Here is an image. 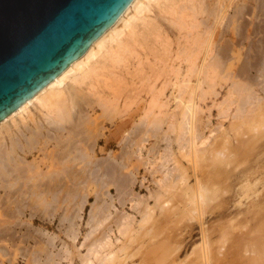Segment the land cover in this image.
Here are the masks:
<instances>
[{"label":"bare ground","instance_id":"obj_1","mask_svg":"<svg viewBox=\"0 0 264 264\" xmlns=\"http://www.w3.org/2000/svg\"><path fill=\"white\" fill-rule=\"evenodd\" d=\"M146 1L149 0H134L101 41L89 45L77 63L68 64L66 73L52 78L46 91L34 95L0 123V264H17L18 256L26 264H73L75 252L80 264H125L136 255L139 264H211V261L215 264L224 259L220 256L227 243L233 249L232 255L246 257V264H264V204L255 230L247 229L246 223L245 227H239L237 218L220 220L210 229H199L200 243L176 261L182 229L193 220L200 224L206 214L213 213L216 204L223 205L229 172L264 145V98H257L248 67L234 69L231 62L240 57L237 44L242 36L241 19L251 15L253 21L256 12L264 16V0H198L196 6L171 3L170 20L164 19L170 25L167 29L171 34L176 29L177 35L182 34L184 39L176 41L175 50L171 44L165 43V48L156 45L158 36L154 35L152 22L136 17ZM138 20L146 31L136 30L133 23ZM153 35L156 43L148 42L146 37ZM130 59L135 61V70L144 72L145 77L142 73L139 79L147 84L132 96L125 95L123 103H133L134 107L125 105L118 112L116 103L126 83L116 71ZM145 66L149 67L147 71ZM257 72L264 82V62ZM221 76L231 81L230 99L224 103H233L236 108L230 127L236 141L234 148L225 130L210 141L204 136L209 121L204 122L203 110L197 104L214 92L213 79ZM157 81L162 84L159 89ZM101 84L111 92V102L97 93ZM81 86L87 89L82 90ZM262 87L260 90H264V84ZM144 89L149 97L145 104L139 105ZM95 96L98 99L93 100ZM95 108L119 114L114 121L109 114L113 130L108 136L101 132V126L99 133L91 134L96 125L93 130L89 128L92 122L86 114ZM227 108L228 105L225 111ZM218 113L221 117L227 114L221 110ZM204 123L207 125L203 126ZM100 139L103 145L97 150ZM41 144L53 146L45 155L48 157L44 168L26 158ZM114 147L118 153L107 152ZM177 155L187 161L193 175ZM131 158L137 163L133 165L132 161V167L128 165ZM171 161L174 166L168 170ZM139 166L145 173L137 181ZM146 177L155 188L144 185L148 182ZM141 188L147 190L146 196L136 192ZM113 189L116 198L111 196ZM90 197L94 199L91 204ZM127 204L140 218L137 229L133 216L118 211H123ZM85 206L90 211L84 222L87 231L79 245L85 253L80 254V247L74 243L81 231L78 221ZM34 219L53 225L57 235L33 228ZM247 219L244 217L245 222ZM211 234L217 236L213 256ZM123 237H127L125 242L120 239ZM65 238L72 247L66 245ZM134 243L140 246L133 252L129 245Z\"/></svg>","mask_w":264,"mask_h":264},{"label":"rangeland","instance_id":"obj_2","mask_svg":"<svg viewBox=\"0 0 264 264\" xmlns=\"http://www.w3.org/2000/svg\"><path fill=\"white\" fill-rule=\"evenodd\" d=\"M153 1H155V2H153ZM196 2H197V5H198V2H199L198 0H193V2H189L187 0H149V1L145 2L146 4H145V6H143L144 8L142 7L136 13V17L138 19L139 18L142 19V21L144 20V21H147L149 23L152 22L151 25L156 30V33L154 35L158 36V39H156V40H158L156 45L159 44L160 48H165V47H167L166 45H164L165 43L171 44V47L175 50L176 46H177V45H175L176 41L179 40L180 42H184V39H183V35L182 34H179V36L177 35V30L176 29H173V32L174 33L176 32L175 34L174 33L171 34L169 32L170 30L167 29L169 24H168V21H166V20H170V17L168 16L169 6H171V3H174V4H182L183 3V4H186L187 6H190V5H195L196 6ZM190 3H192V4H190ZM130 14H134V13L131 11ZM250 18H251V15H245L241 19V22H240V28L239 29L241 31V35L242 36H241L240 41L237 44V48L240 49V57H239V59L237 61L236 60L231 61L230 57H228V59L231 62L234 63V65H233L234 69L240 68V67H243V66H247L248 67V75H249V77L251 79V82H253V87L255 88L256 92L258 93L257 94V96H258L257 98H260V97L264 98V96H263L264 95V90L263 89L260 90L261 88H263L262 86H263L264 82H262L261 79H259V77H257V75H258L257 74L258 73L257 69L264 62V60H263L264 59V57H263L264 56V54H263L264 53V29H263V24H262L264 22V16H262L260 14V12H256V14L254 15V18H253L254 20L250 21ZM164 19H166V20H164ZM142 21L138 20V21H135L136 23L135 22L133 23L136 26V30H138V32H143L144 30L146 31L145 28L143 29ZM159 27H160V29H159ZM170 29H171V27H170ZM148 32H150V34H152V30H148ZM154 35H153L152 38H147L146 37L148 42L152 43V41L155 40L154 39ZM175 35L178 36V37H176ZM142 37H144V36H141V38ZM164 39H165V41H164ZM156 40H155V43H156ZM160 40H161V42H160ZM166 40H168V41H166ZM168 48H169V46H168ZM131 60L132 59H130L129 61L127 60V62H125L126 64L123 65V66H119V69L116 71L119 74V76H121V79H123V81L126 83L125 86H122L123 93L120 96L122 98V100L120 98L117 101V103H116V105H117L116 107H117V111L118 112H121L122 111V107L125 106V105H129L130 107H132V106L134 107L133 103H123L124 102L123 99H124L125 95H131L132 96L135 92L138 91L139 88H141L142 85L145 84V86H146V84H147V82H145L144 80L140 81L139 78L141 77L142 73H143V77H145L144 76V72L135 70V68H136L135 61L134 60L131 61ZM257 66H258V68H257ZM148 68L149 67L145 66L144 70L147 71ZM213 80L216 83L214 92H212V94L210 93V95H207L206 99L204 100V102L197 103L198 105H200V107L203 110V115H201V116H202L203 119L204 118L206 119V120H204V122L209 121V123H208L209 125L204 123L203 126H205V124L207 126L203 130V133L205 132L204 136L206 135L209 138V141H210V140L214 139V137L220 136L221 131L225 130L228 133L227 134L228 138L230 137L229 140H230L231 146H233V144L235 146L236 145V141L234 139L232 131L230 130V127H231V124L234 121L233 117H234L235 112H236V111L234 112V109L236 110V108H235V105L233 103H226V104L224 103L225 102L224 100H226V99L229 100L230 99V97H228L229 96L228 93H229V90L231 88L230 87L231 81L229 80V78H228V80H226V78H224V77L222 78V76L214 78ZM131 82H132V84H131ZM256 82L258 83V85H261V86L257 85L259 88L255 85ZM66 84L70 85V82L67 81ZM156 84L158 85L157 86L158 89L160 88V86H162V84L159 83V81H157ZM101 86H102V84H101ZM102 87H103V89H102ZM102 87L99 86L97 88L100 91V92H97V93L98 94L100 93V97L103 100H109V102H111V100L113 99L112 94H110L111 92L108 91L109 89L105 88L104 86H102ZM134 87H136V88H134ZM148 87L150 88L149 84H148ZM81 89L82 90H86L87 87L86 86H81ZM131 89H132V91H130ZM97 93H95V94H97ZM146 93H147V89H144L143 92H140L141 99H143V100L139 101V103H138L139 105L143 104L148 99L149 96ZM214 93H215V95H214ZM167 96H169V94ZM95 97H97V96H95ZM95 97H92V99L93 100L94 99H98V97L97 98H95ZM218 103H223V104L220 105V107H218L217 106ZM172 104L170 103V105H172ZM224 105H225V107H224ZM227 105H228V108H227L228 111H225V108H226ZM216 106L218 108H216ZM30 107H32V106H30ZM30 107H29V110L32 113L35 114L36 111L33 110L34 108L32 107L33 108L32 109ZM205 109L207 110V113H206ZM219 110L227 113L226 116L225 117L218 116V114H219L218 111ZM101 112H102V110L100 108L99 109L95 108L94 111H88L87 114L85 112H83V114L85 113L87 116L90 117V119L88 117V120H90L89 122L90 123L92 122V123L91 124L89 123L90 124L89 128H92V130H93V127H94L93 125H96V126L99 125L98 127H96V126L94 127L95 130H93V132L91 134L99 133L100 126H101V132H103V134H105V136H108V132L113 130V126H112L113 124H110L111 123L110 122V119H111L110 117L112 116V120L111 121H114V120H116L118 118L117 116L119 114L116 113V112L110 114V112L107 111L108 113L102 112L104 114L103 115ZM141 112H142V110H140V114H141ZM98 114H100V115L98 116ZM107 114H108V116H106ZM109 114L111 115L110 117H109ZM112 114H114V115H112ZM140 114L138 115V117H136L132 121V124L139 118ZM207 114H209V115H207ZM36 115L39 116L38 113H36ZM115 115H117V116H115ZM99 117H101V119ZM92 118H94V119H92ZM96 118H99V119L97 120ZM105 118L107 119V121H106ZM218 118H221V120L218 119ZM99 121L100 122L102 121V122L100 123ZM218 121H220L222 124L220 122H218ZM97 122L99 124H97ZM220 125H221V127H220ZM209 127H211V129ZM226 127H228V128H226ZM96 128H97V130H96ZM210 130H212V132H211L212 134L209 133ZM229 130H230V132H229ZM95 131H97V133ZM102 145H103V143H102V140L100 139V141H99V143L97 145L98 148H96V149L98 150L99 148L102 147ZM146 145L148 147V143H146ZM234 146H233V148H234ZM50 147H53V146H50V144H47V146H45V145L42 146V144L39 145L35 150L32 151L30 156L26 157L27 161H29V163H32L31 161H33V163H36V165L39 163L38 166L41 164L40 165L41 168L42 167L44 168V164L47 163V161H46L47 158L46 157H48V156H45V155L47 154V152L49 153L52 150V148H50ZM161 148H163V144H160V149ZM259 148L260 149H256L255 150L254 154L251 155L250 159H248L249 157H247V160L244 161L245 163L247 162L246 164L243 162L242 165L239 164V166H241V167L236 166L237 169L234 168L235 171H230L229 172L230 178L227 181L228 192L223 195L222 202H221V203H223V205L219 204V206H217V204H216V207H215L213 213L206 214L200 224H198L199 222L197 223L196 220H193L189 227L182 229V231H183L182 232V236L180 237V240H179L180 244H181V248H180L178 257L176 259L177 262H179L181 259H183L191 251V249L194 246H196L197 244L200 243V240H201V233L200 232L201 231L199 229H201V228H209L210 229L216 224V222H219L220 220H224V219L229 218V217L237 218L238 223H239V227L240 226L245 227V225L248 224L249 227L246 226L247 229L255 230V225L259 224V221H260V218H261V216L259 215L260 214L261 205L264 204V145H261ZM40 149H43V150L40 151ZM48 149H49V151H48ZM37 151L39 153H37ZM109 151L118 153V149H116L115 147L112 148V149L107 150V152H109ZM174 151H175V154H176V149ZM177 156H175V158ZM97 157L99 158L101 156L98 155ZM132 158H134V157H132ZM132 158L129 160V163H128V165L130 167H132L131 165L133 164V162H134L133 165H135V163H136L135 160L132 159ZM178 159L184 166L189 167L188 173L190 175H193L190 166L187 165V161L185 159H184L185 160L184 161L183 159L179 158V156H178ZM40 161H41V163H40ZM130 161L131 162L133 161V162L131 163ZM171 162L170 163L172 164V166L169 163L168 166H167L168 170L172 169V167L174 166L173 161H171ZM130 167H128V169ZM141 167L142 166L137 167L138 172H140L138 175H135L137 181L138 180L140 181L141 180L140 177L143 175V173H145L144 172L145 171L144 168L143 167L141 168ZM231 172H232V174H231ZM146 180L148 182L147 183L144 182L145 186H148V187H151V188L153 186L155 188V186L152 185L149 182L150 178L146 177ZM192 181H193V177L190 178V184L193 183ZM150 185H152V186H150ZM136 192L140 193V196H146L147 195V190H145L143 188H141L140 190L136 189ZM111 196L116 198V193H115L114 189L111 192ZM90 199H91V197L88 198V202H90V204H91V203L94 202V199H91V200ZM150 205L151 206L153 205L152 201H150ZM85 207L86 208H85V211H84V213L82 215V219H81V221H78V227L80 228L81 231H80V234L78 236V239L74 243L77 246V248H79L80 247L79 245L83 242V235L87 231L84 222H86V220H87L88 213H89L90 209H88L89 206L88 207L85 206ZM118 211L121 212L120 214H126L127 213L128 216L129 215H131L130 217L133 216L132 217L133 218V224L136 225L135 229L138 228L137 223L139 222L140 218H139L138 215L133 213V210L130 209V205L129 204H127L125 206V208L123 209L124 212L122 210H118ZM86 215H87V217H86ZM259 216H260V218H259ZM244 217H248L249 218V219H247V222L244 221ZM23 220H26V218H24ZM136 220H137V222H136ZM32 223H33L32 224L33 228H40V229H43L45 233H48V234H52L53 233V234L57 235V231L55 230L56 228L53 225H52V227L47 226L46 224L39 222L37 219H34L32 221ZM159 224H160V222H159ZM160 227H162V226H160ZM114 229L115 228L113 227V230ZM247 229L245 228V231H247ZM23 230L24 229H21L19 231L21 233H23L24 232ZM176 232L178 233V231H176ZM139 234H140V232L138 233V235ZM175 234L176 233L174 232V235ZM111 237L113 238L114 235L111 236ZM116 237H118V235ZM216 237H217L216 234H211L209 236L210 241H211L212 244L215 242ZM145 238L146 237L144 236V238L141 239V240L143 241ZM61 239L64 240V237L61 236ZM120 239H122L121 241L125 242L127 240V237L126 238L123 237V238H120ZM146 242L147 241L145 240L144 243L147 244ZM65 243H66V245H68V247H72L71 246L72 245L71 241L66 239V238H65ZM145 244L142 243L143 246ZM28 245L32 246V243L29 242ZM57 245L58 246L60 245L59 242L57 243ZM118 245H119V243H118ZM214 245H216V244H213L211 246V250H212L211 256L214 255L213 251H214V249H216V246H214ZM129 246H130L129 250H133V252H134V251H136L139 248L140 245H138L137 243H134L132 245L130 244ZM60 247L61 246H59L57 248H60ZM141 250H143V249H141ZM222 252H223V255H221L220 258H224L223 260H221L222 263L224 262L223 264H230L231 262L234 263V264H236V263L237 264H246L247 263L246 262V257L239 258V257H237V255H234V254L232 255L233 249L232 248L230 249V243L225 244V249ZM79 253L80 254H84L85 253L84 248L80 247ZM75 254L77 255V253L75 252L73 254V256H74L73 264H80L79 263L80 261H78V259H76V258H78V256H75ZM139 261H140L139 260V256L136 255L134 258H130L129 260H127V262H125V264H139ZM221 262H216L215 264H220ZM212 263L213 262L211 261V264ZM17 264H26V262H24V258H21V257L18 256L17 257ZM64 264H65V262H64Z\"/></svg>","mask_w":264,"mask_h":264},{"label":"water","instance_id":"obj_3","mask_svg":"<svg viewBox=\"0 0 264 264\" xmlns=\"http://www.w3.org/2000/svg\"><path fill=\"white\" fill-rule=\"evenodd\" d=\"M134 0H0V123L101 41Z\"/></svg>","mask_w":264,"mask_h":264}]
</instances>
